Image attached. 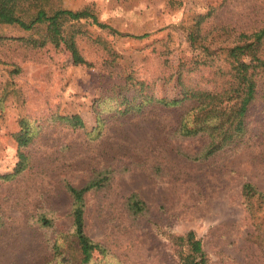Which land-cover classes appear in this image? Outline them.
<instances>
[{
	"label": "rangeland",
	"instance_id": "374dc122",
	"mask_svg": "<svg viewBox=\"0 0 264 264\" xmlns=\"http://www.w3.org/2000/svg\"><path fill=\"white\" fill-rule=\"evenodd\" d=\"M52 3L66 10L88 8L118 32L148 37L116 38L82 20L86 36L74 44L87 66L75 64L64 44L33 49L13 41L28 33L0 25V175L11 173L18 161L12 134L19 120L40 126L25 150L28 169L0 180V264H80L78 251L62 237L72 224L66 185L81 187L106 170L107 186L85 197V232L107 250L104 256L94 252L89 264H175L157 227L177 234L194 231L210 264H264L241 198L245 182L264 194V100L246 116L244 145L200 161L193 158L204 140L171 135L178 110L147 108L124 117L115 111L119 87L129 75L148 84L147 93L158 99L180 97L182 68L184 81L211 88L209 67L196 64L207 57L189 47L187 34L203 18L200 30L213 40L212 48L229 45L230 34L264 28V0ZM15 67L19 72L13 73ZM56 115L80 116L84 130L66 127L52 119ZM98 117L104 125L97 135L92 131ZM132 194L146 205L137 218L126 209ZM55 241L63 246L56 257Z\"/></svg>",
	"mask_w": 264,
	"mask_h": 264
},
{
	"label": "trees",
	"instance_id": "16d2710c",
	"mask_svg": "<svg viewBox=\"0 0 264 264\" xmlns=\"http://www.w3.org/2000/svg\"><path fill=\"white\" fill-rule=\"evenodd\" d=\"M203 18L197 19L195 29L187 34L189 47L200 48L206 60L197 62L208 66L211 75V88H201L184 81L183 71L177 74L180 97L176 99H158L147 93L149 85L127 76L119 87L115 111L120 117L142 113L147 108L178 110V118L172 136L178 139L199 137L204 140L202 150L194 160H207L219 153L238 149L248 141L246 116L252 105L264 100V28L247 33H234L229 45L213 47V40L202 34L200 26ZM82 20L107 31L116 38L144 39L148 34L135 36L121 33L109 25L98 21L88 8L66 10L55 6L52 0H0V25L15 26L28 33L26 37L14 38L16 42L33 48L65 45L71 52L75 64H85L75 48L77 37L86 36L81 29ZM4 38L0 37V41ZM104 45V44H103ZM223 56L219 64L218 57ZM19 72L15 67L13 73ZM189 74V70L187 72ZM187 77V76H185ZM55 121L73 130H84V123L78 115L53 116ZM104 122L98 117L93 133L100 134ZM40 126L26 118L19 120V130L12 134L17 145V158L13 171L0 175L1 181H10L21 175L30 165L26 148L38 137ZM110 180L108 170L96 172L81 187L66 185L71 199L70 232L62 237L72 250L78 251L80 264H89L93 253L105 255L107 250L92 241L85 232V197L104 189ZM241 198L244 209L253 223L255 239L264 251V194L250 182L243 183ZM126 209L132 217L141 216L145 203L132 194L126 201ZM45 227H50L48 219H41ZM159 234L170 246L175 264H210L202 240L194 231L182 234L171 233L158 228ZM55 241L52 246L53 256L62 255L63 246Z\"/></svg>",
	"mask_w": 264,
	"mask_h": 264
}]
</instances>
